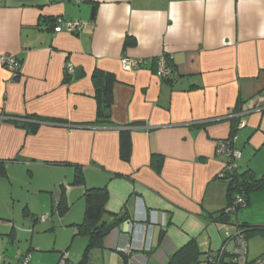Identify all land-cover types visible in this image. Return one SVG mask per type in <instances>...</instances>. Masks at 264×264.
<instances>
[{
    "label": "crops",
    "instance_id": "crops-1",
    "mask_svg": "<svg viewBox=\"0 0 264 264\" xmlns=\"http://www.w3.org/2000/svg\"><path fill=\"white\" fill-rule=\"evenodd\" d=\"M55 17L83 27L52 30ZM127 36L136 44L126 46ZM5 54L21 69L15 78L0 62V230L22 212L33 226L39 215L51 221L52 230L59 218L73 235L85 192L99 187L109 192L105 221L122 213L129 220L93 252L95 264H124L125 255L136 264H166L193 240L204 259L243 223L240 210L231 224L205 214L228 207V182L218 177L229 157L217 153L218 142L230 140L241 153L239 173L264 176V0H0V58ZM164 54L173 58L172 82L150 61ZM123 57L149 61L126 71ZM95 70L116 77L110 124L96 123ZM24 116L40 118L32 119L35 130L13 120ZM121 128L131 130L128 162L120 156ZM153 154L163 158L160 171ZM75 166L82 186L73 184ZM62 187L69 204L63 217L55 209ZM258 193L264 190L248 207ZM263 254L248 245L249 260Z\"/></svg>",
    "mask_w": 264,
    "mask_h": 264
},
{
    "label": "trees",
    "instance_id": "trees-1",
    "mask_svg": "<svg viewBox=\"0 0 264 264\" xmlns=\"http://www.w3.org/2000/svg\"><path fill=\"white\" fill-rule=\"evenodd\" d=\"M97 4L92 7V18L96 16ZM60 17L50 18L48 21V27L52 30H56L57 26L60 25ZM73 34V33H72ZM75 34V33H74ZM135 39L130 36L126 37L125 45L132 46L135 45ZM165 57H170L169 54H164ZM161 57L156 59H151V63L157 66V75L159 71V62ZM142 64L146 65L149 60ZM167 74L158 75V77L164 82H172V74L174 71V66L172 65V60L168 59L165 62ZM19 75L15 76L18 78ZM94 85L96 87L95 98L97 101V120L96 123L99 124H110L111 123V109L114 103L113 88L116 83V77L113 73L103 72L101 70H95L92 76ZM40 118L37 116L30 117H16L13 120L19 124L30 126L35 130L36 125L32 119ZM46 119H43L45 121ZM120 156L121 159L128 162L131 157L132 144H131V130L122 129L120 130ZM163 158L157 154H153L152 165L156 167L157 171H160L163 164ZM77 169V175L75 176L73 184L76 186L84 185V177L81 171V166H75ZM223 177H218L220 180H225L228 182V205L232 204L237 196H241L244 199V207H238L236 210L239 211L250 205L251 195L254 192L264 190V176L257 177L253 170H246L242 173L238 172V168L234 170H223ZM109 199V192L107 187L91 188L85 192L84 202H85V213L84 219L81 223L72 225L75 230V236L87 237V245L82 253L81 258L77 264H95L93 259V252L104 248L105 238L110 235L114 230H116L125 220H129L126 213L119 215H112L109 221H105V215L107 214V203ZM59 216L63 217L69 210V204L66 198V189L64 187L60 190L59 202L55 207ZM224 208L218 213L205 214V218L219 224H231V218L234 213H226ZM28 215V214H27ZM233 225V224H232ZM234 227L244 234L246 239L253 235L264 236V225H250L247 223H237ZM31 248L27 251V255L31 252ZM58 264H68L67 253L59 252ZM208 254V253H207ZM206 254V255H207ZM205 255V256H206ZM24 256V257H25ZM203 253L201 252L199 245L195 240L190 241L182 248L178 249L171 257L168 259L166 264H203ZM21 259L18 264H22ZM124 264H136L130 261L129 256H124Z\"/></svg>",
    "mask_w": 264,
    "mask_h": 264
},
{
    "label": "rangeland",
    "instance_id": "rangeland-1",
    "mask_svg": "<svg viewBox=\"0 0 264 264\" xmlns=\"http://www.w3.org/2000/svg\"><path fill=\"white\" fill-rule=\"evenodd\" d=\"M263 167L264 164L262 167L260 164V168ZM258 172L264 173V170H258ZM254 199L252 206L238 211L239 221H248L250 225H264V193H258ZM38 218L39 222L33 226L34 219L22 216L21 212L15 216L8 230H0V264H18L19 258L29 251L30 247H33L29 254L33 264H58L59 251H68V264H77L86 247V244L79 246V242L86 239L80 236L73 237L74 231L71 232L70 229L62 227L59 218H55L54 230L51 229L53 227L51 221L48 223L41 221L40 215ZM0 223L6 224L5 221ZM12 227L15 229L13 236L10 235ZM247 241L252 254L264 252V236L253 235ZM228 245L232 248L233 242H229Z\"/></svg>",
    "mask_w": 264,
    "mask_h": 264
},
{
    "label": "built area",
    "instance_id": "built-area-1",
    "mask_svg": "<svg viewBox=\"0 0 264 264\" xmlns=\"http://www.w3.org/2000/svg\"><path fill=\"white\" fill-rule=\"evenodd\" d=\"M60 24L65 28L67 32L73 34L78 33L83 27V23L79 20L68 23L60 22ZM168 59L172 60L173 58L171 57V55L168 58L165 56H161L158 75L161 76L168 73L165 64L166 60ZM0 62L2 66L8 69L14 76L19 75L21 64L15 56L5 54L1 56ZM121 62L123 69L126 71H132L134 69L141 68V65L145 63L143 60L131 59L128 57H123ZM66 69L69 74H72L74 72L73 66L71 64H68ZM244 109V111H247V108ZM216 150L217 153L226 154L229 157V162L224 168L225 170H234L237 167L235 161L240 159L241 153L232 146L230 140L218 142L216 144ZM220 177H223L222 173L220 174ZM238 207H244V199L241 196H237L236 200L232 204L228 205L225 211L226 213H234L236 212ZM44 219H46V217H44ZM234 230L235 231L233 234H227V241L219 250L209 252L205 256L203 264H264V254L254 260L248 259L247 239L245 238L243 233L236 229V227ZM229 241L233 242L232 249L227 248L226 244ZM125 251L129 252L130 250L129 248H126ZM22 264H32L31 257L25 256L22 260Z\"/></svg>",
    "mask_w": 264,
    "mask_h": 264
},
{
    "label": "water",
    "instance_id": "water-1",
    "mask_svg": "<svg viewBox=\"0 0 264 264\" xmlns=\"http://www.w3.org/2000/svg\"><path fill=\"white\" fill-rule=\"evenodd\" d=\"M80 74H81V70L80 69H76V79H79L80 78Z\"/></svg>",
    "mask_w": 264,
    "mask_h": 264
},
{
    "label": "clouds",
    "instance_id": "clouds-1",
    "mask_svg": "<svg viewBox=\"0 0 264 264\" xmlns=\"http://www.w3.org/2000/svg\"><path fill=\"white\" fill-rule=\"evenodd\" d=\"M127 248H129V250H130V247H127ZM125 249H126V248H124V252L127 253V252L125 251ZM130 252H131V251H129L128 253L130 254ZM27 256H29V255H27ZM23 258H24V256H23ZM23 258H22V259H23ZM130 261H132V260H130ZM133 262H135V261H133Z\"/></svg>",
    "mask_w": 264,
    "mask_h": 264
}]
</instances>
